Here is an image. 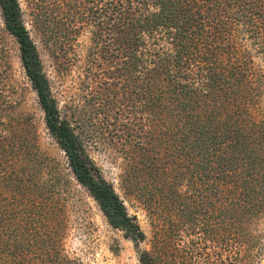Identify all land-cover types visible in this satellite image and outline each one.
<instances>
[{
  "label": "trees",
  "instance_id": "trees-1",
  "mask_svg": "<svg viewBox=\"0 0 264 264\" xmlns=\"http://www.w3.org/2000/svg\"><path fill=\"white\" fill-rule=\"evenodd\" d=\"M22 1L0 0L1 22L45 128L107 223L138 244L136 218L87 153L88 128L121 156V190L151 220L138 263L264 261V0ZM32 5L73 58L88 34L79 118L52 94L24 23ZM7 65L0 40V264H65L71 182L14 114Z\"/></svg>",
  "mask_w": 264,
  "mask_h": 264
},
{
  "label": "rangeland",
  "instance_id": "rangeland-1",
  "mask_svg": "<svg viewBox=\"0 0 264 264\" xmlns=\"http://www.w3.org/2000/svg\"><path fill=\"white\" fill-rule=\"evenodd\" d=\"M22 8L26 10V0L22 1ZM32 8H34L35 18L25 16L24 23L36 45L52 94L65 116L70 118V112L73 111L77 113L75 118H79L81 110L87 111L82 101L81 76L88 45V34L82 33L78 38L76 56L73 58L72 51L64 46L59 31L54 28L51 19L45 16L44 9L33 5ZM0 40L5 46V57L8 64L3 82L6 86L14 88L17 98L14 114L30 117V123L36 130L40 149L52 160L55 169H64L71 182L66 206L67 228L62 240L63 254L67 259L65 264H139V253L150 250L151 220L143 205L125 195L121 190L123 172L121 156L110 144L106 143V137L101 135L99 129L88 128L85 139L87 153L103 178L112 184L115 192L124 202L127 213L136 218L145 235V240L138 244L127 239L122 231L113 229L107 223L96 202L68 172L64 153L45 128L43 113L37 103L35 92L20 64L17 44L4 30L1 14ZM259 228H264L263 222ZM257 264H264V261Z\"/></svg>",
  "mask_w": 264,
  "mask_h": 264
}]
</instances>
